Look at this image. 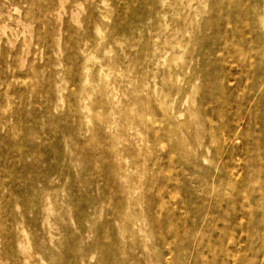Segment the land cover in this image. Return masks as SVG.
I'll list each match as a JSON object with an SVG mask.
<instances>
[{"label":"rangeland","instance_id":"rangeland-1","mask_svg":"<svg viewBox=\"0 0 264 264\" xmlns=\"http://www.w3.org/2000/svg\"><path fill=\"white\" fill-rule=\"evenodd\" d=\"M0 264H264V0H0Z\"/></svg>","mask_w":264,"mask_h":264}]
</instances>
